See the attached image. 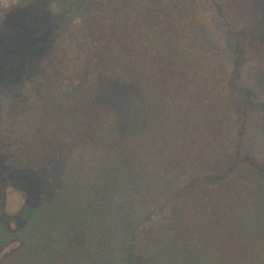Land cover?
<instances>
[{
    "label": "trees",
    "instance_id": "trees-1",
    "mask_svg": "<svg viewBox=\"0 0 264 264\" xmlns=\"http://www.w3.org/2000/svg\"><path fill=\"white\" fill-rule=\"evenodd\" d=\"M208 1L231 22L221 0ZM14 9L0 29V86L17 81L28 95L9 102L0 178L31 188L30 175L68 147L98 151L102 166L87 203H53L54 227L39 226L34 207L16 232L0 220V264H264V162L244 153L253 102L236 116L254 92L240 85V45L229 72L197 35L198 0H25ZM98 74L140 90L149 153L127 149L114 109L88 108ZM132 191L145 196L133 203L137 223L121 225L117 200ZM159 215L161 227L137 245L138 229Z\"/></svg>",
    "mask_w": 264,
    "mask_h": 264
},
{
    "label": "rangeland",
    "instance_id": "rangeland-1",
    "mask_svg": "<svg viewBox=\"0 0 264 264\" xmlns=\"http://www.w3.org/2000/svg\"><path fill=\"white\" fill-rule=\"evenodd\" d=\"M221 1L230 13L231 22L226 23L222 20L208 0H198L197 27L201 28L196 30L197 35L210 51L221 55L224 66L229 72L233 67L234 48L240 45L244 63L240 85L251 88L254 96L246 102L242 101L236 116L237 119L241 117L246 104L250 100L249 103L253 102L247 111L249 115L246 118L244 153L250 158L264 162V0ZM23 2L25 0H0V29L5 30L7 17ZM67 40L64 38V45L68 47ZM69 53L75 54L72 50ZM17 83L16 81L0 86V133L4 135H7V130L14 125L9 102L18 104L17 97L28 95L25 85ZM14 84L17 85L13 86ZM99 106L110 107L119 116L128 150L139 147L149 153V145L141 128L143 114L141 93L136 86L119 83L106 75L98 74L97 85L88 108L94 110ZM68 149L70 154L66 158L48 163L41 171L30 175L34 181L31 188L18 186L0 178V220L4 226L9 227L12 232L23 228L30 218V210L27 213L26 208L34 207L36 215L38 214L39 226L50 224L54 227L59 221V216L58 210L52 209L55 207L53 203H87L86 197L82 196L83 191L88 179L100 171L102 155L87 147H68ZM2 156L0 154V157ZM144 197V194L137 195L134 191L128 197L120 195L117 203H121V212L117 222L121 225H136L133 203H143ZM162 223L159 215L151 225L141 226L135 243L140 245V240L147 229L152 227L158 229ZM21 234L27 235L29 232ZM20 243L21 241H16L8 249ZM114 264H121V261Z\"/></svg>",
    "mask_w": 264,
    "mask_h": 264
}]
</instances>
